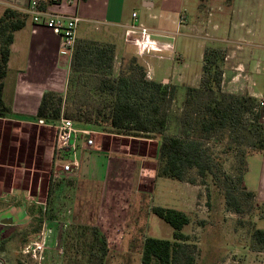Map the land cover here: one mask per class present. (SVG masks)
I'll list each match as a JSON object with an SVG mask.
<instances>
[{
  "label": "rangeland",
  "instance_id": "obj_1",
  "mask_svg": "<svg viewBox=\"0 0 264 264\" xmlns=\"http://www.w3.org/2000/svg\"><path fill=\"white\" fill-rule=\"evenodd\" d=\"M221 1L201 0L204 15L211 13ZM132 8L133 4H129L128 10ZM125 30L88 24L79 27L78 39L109 42L116 46L117 40H125ZM132 55L122 56L120 53L115 56V75L120 73L123 60H128ZM185 91L180 88L176 91L169 111L167 134L178 132L177 118L182 113ZM13 109L11 118H0V211L20 202L28 206L48 203L49 187L54 183L51 175L56 164L54 124L40 125L34 115L24 118L29 122H20L15 117H21ZM224 135L221 142L212 140L207 144L210 151L223 162L221 182L209 187L201 183L196 170L189 173V177H197L196 183L188 180L179 182L157 176V164L155 173L149 176V163L143 166L141 160L132 157L127 162L129 167L124 168L119 156L100 151L91 161L95 180L61 182L69 180L61 179L60 183L57 182L60 187L56 186L55 194L50 198L54 202L55 219H48L46 214V229L43 230V222L38 233L30 223L8 227L4 242H0V258L9 264H71V257L73 261H84L85 241L88 243L89 240L86 237L80 239L78 235L81 226H93L106 236L108 264H141L146 237L172 238L173 228L152 213L154 206L161 205L182 209L190 214L191 223L184 232L190 236L195 264H264V245L258 243L253 235L256 229H264V202L252 200L245 205L242 213L229 210L225 204L224 189L232 182L241 188L236 178L241 165L234 152H225L231 140L228 133ZM116 136L133 141L129 147L131 153L155 156L157 163L156 140L101 131L96 140L105 137L118 146ZM250 149L244 146V150ZM79 156L81 158L80 153ZM226 176H231V180H227ZM111 181L122 182H117L119 186L116 188ZM7 216L8 213L0 214L1 218ZM17 219L18 215L15 217ZM42 231L43 238H40ZM69 231L72 237L67 240ZM38 240L43 242V252L33 244Z\"/></svg>",
  "mask_w": 264,
  "mask_h": 264
},
{
  "label": "trees",
  "instance_id": "obj_2",
  "mask_svg": "<svg viewBox=\"0 0 264 264\" xmlns=\"http://www.w3.org/2000/svg\"><path fill=\"white\" fill-rule=\"evenodd\" d=\"M62 1L41 0L40 8L47 10L50 5L61 4ZM29 18L28 12L14 8H6L0 17V118L11 117V106L3 99L4 79L15 33L25 26ZM115 56L113 43L78 39L66 92L46 91L35 115L36 121L55 124L64 116L98 132L156 140L157 176L192 183H196L199 177L206 187L219 185L223 169L221 158L213 154L207 144L212 140L221 142L224 134L228 133L231 143L225 152H234L238 158L241 168L236 178L241 188L232 182L224 189V199L229 210L242 213L245 205L257 196L247 189L244 176L249 170V155L264 152V109L258 108V99L253 96L222 90L223 50L206 48L201 85L199 88H185L176 134L166 132L177 86L148 79L147 67L136 55L123 60L120 73L115 75ZM244 146L251 149L244 150ZM191 170H196L197 177H189ZM226 178L231 180L232 177ZM56 186L60 187L57 182L50 185V198L55 194ZM50 198L46 209L37 204L30 211L37 233L46 214L48 219H55L54 202ZM152 213L173 228V235L170 239L146 237L141 264H195L190 236L184 232L191 223L190 214L161 205L154 206ZM81 227L79 238L89 240L88 243L85 241V260L73 261L71 257V264H108L109 248L104 233L97 227ZM253 235L258 243L264 245V229H256ZM71 237L72 232L69 231L66 239Z\"/></svg>",
  "mask_w": 264,
  "mask_h": 264
},
{
  "label": "crops",
  "instance_id": "obj_3",
  "mask_svg": "<svg viewBox=\"0 0 264 264\" xmlns=\"http://www.w3.org/2000/svg\"><path fill=\"white\" fill-rule=\"evenodd\" d=\"M31 1L0 0V17L6 8L28 12ZM129 4H133L131 11ZM47 11L80 16V27L103 25L121 31L133 22L136 12L139 22L155 33L165 35L156 36L160 43L174 44V50L159 48L151 51L165 56V59L147 58L152 64L153 80L180 89L199 88L205 50L216 47L225 53L222 90L256 99L264 95V0H222L207 16L203 13L201 0H63L61 4L50 5ZM62 50V38L51 28L34 23L31 15L25 26L15 33L3 99L14 108L13 112L19 114L21 118H15L20 122H29L24 118L36 115L46 91L66 92L72 57ZM120 53L122 56L136 55V47L126 39L117 40L116 57ZM116 140L118 146L104 137L96 140L95 148L81 150L78 176L61 182L95 180L91 161L100 151L119 156L124 168L129 158L137 157L143 166L149 163V176L155 173V156L131 153L129 147L133 141L129 138L116 136ZM248 166L244 183L249 191L256 193L255 201L264 202V152L249 155ZM111 182L118 188L117 182ZM24 203L21 208L28 207Z\"/></svg>",
  "mask_w": 264,
  "mask_h": 264
},
{
  "label": "built area",
  "instance_id": "obj_4",
  "mask_svg": "<svg viewBox=\"0 0 264 264\" xmlns=\"http://www.w3.org/2000/svg\"><path fill=\"white\" fill-rule=\"evenodd\" d=\"M41 0H32L28 13L33 18L36 24H43L53 30L63 40L64 54L72 57L76 43L79 38V27L82 23L80 16H66L59 13H51L40 8ZM156 36H165L160 33H155L149 27L139 22L138 14L133 13V22L125 30V39L127 42L134 43L137 47L136 54L143 60L147 67V78H153L152 64L147 60L148 57L154 56L159 59H164L165 56L151 51L159 48H167L174 50V44H162ZM175 39L174 36H170ZM258 108L264 109V95L258 99ZM40 125H46L44 120H39ZM55 131L54 138V156L56 164L51 172L52 181L59 182L61 179H70L78 176L82 160L79 156L81 150L96 146V136L98 131L87 126L78 125L74 120L62 116L60 120L53 126ZM46 209L47 203L40 204ZM47 221L44 219L43 230L46 229ZM40 238H43V231ZM36 248L43 252V242L38 240L33 243ZM42 249V250H41ZM42 259V256H41ZM41 262V260H40Z\"/></svg>",
  "mask_w": 264,
  "mask_h": 264
},
{
  "label": "flooded vegetation",
  "instance_id": "obj_5",
  "mask_svg": "<svg viewBox=\"0 0 264 264\" xmlns=\"http://www.w3.org/2000/svg\"><path fill=\"white\" fill-rule=\"evenodd\" d=\"M22 202L16 203V205H12L10 208H8L5 211H0V214L2 213H8L9 216L1 218L0 217V242L2 243L4 239V234L8 232V227H15V226H21L25 224H29L33 228V230L36 228L37 225L33 223V216L30 214V211L32 210V205L31 206H24L22 207ZM20 207V208H19ZM23 213V216L21 217L20 214ZM18 215V219L15 220V217ZM15 216V217H14ZM27 219V220H26ZM14 233V230L13 232ZM12 235V234H10ZM4 242V241H3ZM2 248V245L0 244V250ZM0 264H9L5 259L0 258ZM20 264V263H18Z\"/></svg>",
  "mask_w": 264,
  "mask_h": 264
}]
</instances>
